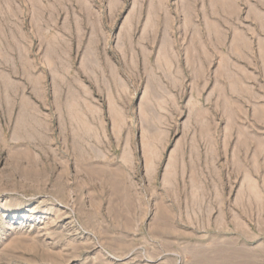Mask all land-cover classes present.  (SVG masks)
Returning a JSON list of instances; mask_svg holds the SVG:
<instances>
[{
    "label": "rangeland",
    "instance_id": "rangeland-1",
    "mask_svg": "<svg viewBox=\"0 0 264 264\" xmlns=\"http://www.w3.org/2000/svg\"><path fill=\"white\" fill-rule=\"evenodd\" d=\"M0 3L8 36L34 39L50 128L28 145L21 108L0 106V264H264V199L237 189L264 181V124L198 123L206 92L181 73L192 33L175 0ZM63 106L90 124L84 142Z\"/></svg>",
    "mask_w": 264,
    "mask_h": 264
},
{
    "label": "crops",
    "instance_id": "crops-1",
    "mask_svg": "<svg viewBox=\"0 0 264 264\" xmlns=\"http://www.w3.org/2000/svg\"><path fill=\"white\" fill-rule=\"evenodd\" d=\"M175 14L177 32L190 29L192 33L184 49L181 73L193 78L199 93L206 92L201 107L209 116H200L198 123L263 125L264 0H175ZM33 45L32 37H9L0 24V77H4L0 79V106L14 102L16 109L21 108L18 122L22 125L26 121L39 123L34 105L48 97L47 87L40 84L41 64ZM168 60L163 57V67L172 75ZM46 68H54L50 57ZM9 71L20 76L22 85L8 80ZM92 106L91 112L98 116V106ZM260 152L264 165V148ZM243 188L250 190L246 195L256 203L264 199V181L240 180V202Z\"/></svg>",
    "mask_w": 264,
    "mask_h": 264
},
{
    "label": "bare ground",
    "instance_id": "bare-ground-1",
    "mask_svg": "<svg viewBox=\"0 0 264 264\" xmlns=\"http://www.w3.org/2000/svg\"><path fill=\"white\" fill-rule=\"evenodd\" d=\"M162 60H163V58H161ZM161 60V61H162ZM163 65V64H162ZM4 77L2 76V77H0V79L2 80ZM62 107V106H61ZM60 112H59V114L62 116V118H64V120H65V118H69L70 117V120H65V122H64V120L63 119H61V116H60V121L61 120H63V122H64V127L66 128V130L67 131H71V133H72V135L70 136V137H72V138H74V139H76V140H79V139H84V135H87V137H88V134L89 133H87V132H90V131H92V128L89 130V123L88 124H86V123H84V122H82L80 119V121L78 120V118H80L79 117V113H80V111L79 110H77L76 108H72V107H69L68 108V106H63V108H61L60 110H59ZM24 115V114H23ZM27 115V114H26ZM26 117V116H25ZM71 117L73 118V119H71ZM29 118H31L30 116H29ZM33 119V118H32ZM83 120V119H82ZM59 121V120H58ZM59 121V122H60ZM62 122V121H61ZM62 125V124H61ZM60 124H59V127H62ZM21 127H19L18 126V130H17V128H16V132L19 134L18 136H19V138L18 139H21V140H23L24 141V143L26 142V143H28V145H30L31 144V141H33V140H35L36 141V138L38 139V137H40V138H42L41 137V135H44V133H47L48 132V130H50V128H49V126H48V123H46V124H41V123H37L36 121H26V124H24L23 123V125H20ZM67 126V127H66ZM93 127V126H92ZM63 128V127H62ZM96 128V127H95ZM61 130V133H62V129H60ZM89 130V131H88ZM52 131V130H51ZM50 131V132H51ZM63 131H65L64 129H63ZM66 131V132H67ZM65 132V133H66ZM64 133V134H65ZM16 134V133H15ZM47 135V134H46ZM64 136V135H63ZM67 136V135H66ZM92 137V136H91ZM94 137H95V135H94ZM72 138H70V139H72ZM86 138V137H85ZM83 139H82V141H83ZM96 139H97V137H96ZM43 140V139H42ZM85 140V139H84ZM38 141V140H37ZM97 141V140H96ZM77 142V141H76ZM81 142V141H80ZM84 142V141H83ZM40 144V143H39ZM80 146V145H79ZM81 146H82V144H81ZM83 148V147H82ZM85 149V148H84ZM81 150V149H80ZM79 151V150H78ZM95 151V150H94ZM80 152V151H79ZM78 152V153H79ZM82 152V151H81ZM81 152L79 153V154H81ZM85 154V153H84ZM77 156H78V154H77ZM81 156V155H80ZM86 156V155H85ZM98 156V155H97ZM79 157V156H78ZM96 157V156H95ZM101 157V156H100ZM80 158V157H79ZM83 158V157H82ZM86 158V157H85ZM90 157L88 156V158L87 159H85V160H82L81 161V159L79 160V161H81V165L83 164V163H86L87 164V162H90V159H89ZM93 158V157H92ZM97 158V157H96ZM98 158H99V156H98ZM98 158H97V160H98ZM84 159V158H83ZM93 159H95V158H93ZM77 160V159H76ZM93 161V160H92ZM99 161V160H98ZM78 163V162H77ZM78 163V164H79ZM92 163V162H91ZM91 163H89V164H91ZM77 164V165H78ZM79 164V165H80ZM80 165V166H81ZM84 168V167H83ZM79 170V169H78ZM96 177V176H95Z\"/></svg>",
    "mask_w": 264,
    "mask_h": 264
}]
</instances>
